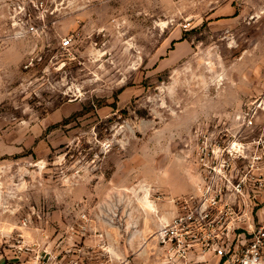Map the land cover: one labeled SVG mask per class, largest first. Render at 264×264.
<instances>
[{
    "label": "rangeland",
    "instance_id": "obj_1",
    "mask_svg": "<svg viewBox=\"0 0 264 264\" xmlns=\"http://www.w3.org/2000/svg\"><path fill=\"white\" fill-rule=\"evenodd\" d=\"M227 153L261 157L264 175V0H0L5 261L63 264L35 234L56 248L62 223L83 236L123 202L142 238L81 264H150V217L194 192L200 155ZM82 246L71 255L92 256Z\"/></svg>",
    "mask_w": 264,
    "mask_h": 264
},
{
    "label": "built area",
    "instance_id": "obj_2",
    "mask_svg": "<svg viewBox=\"0 0 264 264\" xmlns=\"http://www.w3.org/2000/svg\"><path fill=\"white\" fill-rule=\"evenodd\" d=\"M70 44L66 37L61 48ZM258 160L234 153L200 155L194 192L172 198L173 217L143 239L146 262L264 264V220L256 209L264 175L257 173ZM80 218L87 220L85 214ZM17 244L19 250L22 242Z\"/></svg>",
    "mask_w": 264,
    "mask_h": 264
},
{
    "label": "crops",
    "instance_id": "obj_3",
    "mask_svg": "<svg viewBox=\"0 0 264 264\" xmlns=\"http://www.w3.org/2000/svg\"><path fill=\"white\" fill-rule=\"evenodd\" d=\"M171 204V203H170ZM172 205V212L166 214L163 216L164 220L161 219V217H150L149 225L151 226V229L155 231L157 227L163 222L169 221L175 212V208ZM107 211V221H102L97 224H91L89 228V232H87L83 236L74 235V233H78L81 230L76 228V231L73 230V232L69 231V225L71 224H63L62 223V229L64 232V236L62 237V242H59L58 247L55 248V244L51 243V240L43 239L41 236L42 234L36 233L35 236L38 237L41 242L48 246V248H51V251H54V253H57L58 249L63 247L64 250H66V254L68 259L65 260L63 264H68L71 259H78L79 264H81L83 261H88V259L92 258L99 250H107L110 251V257L112 256V252H118L122 257L125 256V250H126V243L130 244V242L133 239H141L143 233L145 232L147 226H145V223L142 220L135 219V214H133L130 210V207L128 204H125L123 202H110L106 203L104 205H101L99 207V210ZM117 214L118 217H115ZM95 216V213L92 215ZM114 216V217H113ZM142 218V217H141ZM93 219V218H92ZM75 222L77 223L76 219ZM80 224V223H79ZM131 230V228H133ZM74 229V228H73ZM98 232L99 234H94L93 232ZM92 232V233H91ZM82 233V231L80 232ZM44 235V234H43ZM132 239H131V237ZM128 239V240H127ZM135 239V240H136ZM38 240V241H39ZM82 243L83 244V250L84 248H87L90 250V254L92 256L88 257L86 255L80 256L78 258V255L75 254L72 256L69 249L71 248L70 245H73V243ZM46 247V246H45ZM55 248V250H53ZM70 252V254H69ZM33 255V254H32ZM31 254H28L30 257V260L27 261L26 264H38L37 258L32 260L31 257H33ZM119 255V254H118ZM17 256L16 251L14 250L11 252V261H5L3 258H0V264H17ZM146 261V259H145ZM92 263V262H91ZM113 264V262L111 263Z\"/></svg>",
    "mask_w": 264,
    "mask_h": 264
},
{
    "label": "bare ground",
    "instance_id": "obj_4",
    "mask_svg": "<svg viewBox=\"0 0 264 264\" xmlns=\"http://www.w3.org/2000/svg\"><path fill=\"white\" fill-rule=\"evenodd\" d=\"M148 202V201H147Z\"/></svg>",
    "mask_w": 264,
    "mask_h": 264
}]
</instances>
